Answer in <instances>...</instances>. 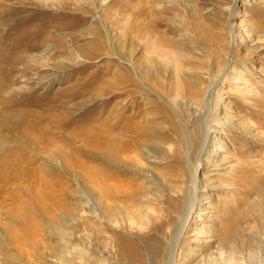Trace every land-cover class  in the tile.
Segmentation results:
<instances>
[{
	"label": "rangeland",
	"instance_id": "374dc122",
	"mask_svg": "<svg viewBox=\"0 0 264 264\" xmlns=\"http://www.w3.org/2000/svg\"><path fill=\"white\" fill-rule=\"evenodd\" d=\"M171 256L264 264V0H0V264Z\"/></svg>",
	"mask_w": 264,
	"mask_h": 264
},
{
	"label": "bare ground",
	"instance_id": "6f19581e",
	"mask_svg": "<svg viewBox=\"0 0 264 264\" xmlns=\"http://www.w3.org/2000/svg\"><path fill=\"white\" fill-rule=\"evenodd\" d=\"M163 5V4H162ZM161 8H163L164 10L165 9H167V7L166 6H164V7H160V9ZM158 9V8H157ZM133 10H134V12H135V14L136 15H140L141 13H142V11H143V6L141 5L140 6V9H136L135 10V8L133 7ZM164 13H167V12H164ZM44 14V13H43ZM39 15V14H38ZM166 16V15H165ZM155 17V16H154ZM167 18V17H166ZM166 18H152L151 17V23L149 22V29H155V31L157 32V30L156 29H158L157 27H160V26H164V24L165 23H167V19ZM167 20V21H166ZM23 23V22H22ZM21 23V24H22ZM169 24V23H168ZM167 24V25H168ZM21 25H19V27H20ZM23 27V26H22ZM146 27V26H145ZM148 27V26H147ZM151 27V28H150ZM166 27V26H165ZM146 30H147V28H146ZM148 31V30H147ZM159 31V30H158ZM154 32V31H153ZM33 33H36L34 36H32V40H34V42L37 40V39H40L41 38V36H42V34L40 33V34H38V32L37 31H34ZM32 33V34H33ZM236 31H235V29L230 25V32H229V35H230V37H231V41L234 43L235 42V39H236ZM25 37V36H24ZM156 40H158L159 42H158V45L157 46H154L155 48L154 49H164V48H166V49H172L173 48V46H174V44H173V41H170L168 38H166V36H165V34L164 33H161L160 35H159V37H156ZM23 41V40H22ZM22 43V42H21ZM18 46H20V45H18ZM19 50V49H18ZM173 57H175L176 59H178L179 57H178V55L175 53L174 55H173ZM16 61H14L13 63H15ZM222 65V67H223V64H221ZM221 65H219V66H221ZM226 65V63L224 64V66ZM217 68H219V67H217ZM175 73V72H174ZM179 74L178 73H176V77L178 76ZM185 75V74H184ZM215 75L216 74H214L213 73V75H212V77H215ZM218 75V74H217ZM186 76V79H191V77L190 76H188V75H185ZM175 77V86H176V92H178V91H180V93H184V91H183V89H181V88H179V86H178V84L181 86V81L178 79V78H176ZM208 85V84H207ZM207 85L206 86H204L202 89H200V91H197V93H199V94H201V96L203 97V96H205V98H207V99H209V101H210V99L212 98V92H209L208 90H207ZM194 93V92H193ZM196 93V92H195ZM222 97V96H221ZM212 101H213V99H212ZM215 103H218V99L217 100H215ZM211 105H214V103L213 104H211ZM216 105V104H215ZM219 105V104H218ZM203 122H204V124H206V118H204L203 119ZM203 139H202V142H201V148H200V154H202L204 151H206V144L208 143H206V135H205V130L203 131V137H202ZM200 165V162L198 163V165H195V166H193V167H191V169H192V191H193V188H194V186H195V183H196V177H197V168H198V166ZM196 194L195 195H193L192 196V199H191V201H188V202H186V204H185V218L182 220V225H181V227L174 233V235H173V237H172V240H171V247H172V250L174 249V247L178 244V241H179V238H180V235H181V231L183 230V228L185 227V225H186V222L188 221V219H189V217L192 215V209H193V206H194V204H195V201H196ZM171 239V238H170ZM172 250H171V252H172ZM133 251V250H132ZM137 258V257H136ZM138 259V258H137ZM139 260V259H138ZM169 262L170 263H172L173 264V262H174V259H173V257L171 256L170 257V259H169Z\"/></svg>",
	"mask_w": 264,
	"mask_h": 264
}]
</instances>
